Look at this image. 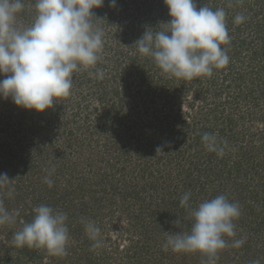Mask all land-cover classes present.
<instances>
[{
	"label": "rangeland",
	"instance_id": "1",
	"mask_svg": "<svg viewBox=\"0 0 264 264\" xmlns=\"http://www.w3.org/2000/svg\"><path fill=\"white\" fill-rule=\"evenodd\" d=\"M126 1L131 5L130 20L117 9L110 26L101 20L105 36L100 59L94 67L73 73L68 97L42 113L17 107L11 97H0V143L12 134L8 142L15 150V141L27 143V130L38 122L41 148L54 152V162L66 180L84 178L88 183L85 192L76 194L89 214L77 212L76 221H98L100 247H93L95 241L87 234L77 235L73 243L81 252L69 256L76 264H88L85 259L90 256L84 255L88 252L93 254L89 258L93 264H202L207 257L200 262L193 253L165 248L168 221L156 223L161 211H169L168 204L185 192H191L192 207L227 193L229 201L240 206L238 219L244 224L234 221L240 237L244 238L249 228L255 231L259 224V230L249 237L256 251H264V0H196L197 8H224L231 41L222 45L229 64L214 68L211 77L192 80L164 74L133 45L146 27L155 29L170 20L163 0ZM23 2L30 18L25 19L21 12L19 22L28 25L36 15V0ZM237 14L246 17L239 25L234 23ZM98 69L103 70V79L95 75ZM4 78L0 75V80ZM195 131L217 134L225 145L223 156L209 152L202 137L196 140ZM158 146L164 154H156ZM27 151L31 156L32 148ZM12 162L17 164L18 159ZM221 170L231 171L229 180ZM36 177L25 180L24 188L29 181L42 185L48 174ZM58 177L61 187L65 179ZM136 192L139 200L135 201L129 194ZM23 203L19 208L24 209ZM25 203L28 209L36 207L32 199ZM75 208L81 211V206ZM178 217L183 219L182 230H190L188 211L187 216ZM222 251L233 252L235 258L230 261L232 254H226L216 264H244L242 251L230 247ZM260 257L259 264H264V253Z\"/></svg>",
	"mask_w": 264,
	"mask_h": 264
},
{
	"label": "clouds",
	"instance_id": "2",
	"mask_svg": "<svg viewBox=\"0 0 264 264\" xmlns=\"http://www.w3.org/2000/svg\"><path fill=\"white\" fill-rule=\"evenodd\" d=\"M170 20L155 29L146 27L133 45L140 55L151 58L170 77L192 80L211 77L213 69H222L230 58L222 45L231 41L224 8L213 10L207 5L197 8L196 0H163ZM105 0H36V15L31 24L19 22L23 0H0V97H11L17 107L42 113L61 98L68 97L73 87V73L94 67L104 46L103 18L95 9ZM117 0H109L115 8ZM246 17L237 14L239 25ZM163 25L162 28L159 26ZM123 46V45H122ZM126 47V46H124ZM104 78L102 69L95 73ZM202 142L209 152L223 156L225 145L217 134L204 133ZM164 154L158 146L156 154ZM14 180L0 173V193L12 196ZM46 184L53 181L45 177ZM191 192H185L180 206L188 210L191 227L188 231L165 232V248L175 252L200 253L204 264H216L218 253L227 247L239 248L245 242L237 239L234 221L241 215L238 203L225 195L204 200L196 207L190 203ZM33 219L24 223L13 236L17 247L46 248L50 255L66 256L69 241L67 215L41 204L33 209ZM19 210L9 211L0 200V226L15 224ZM85 232L100 247L101 230L91 220L83 219ZM175 225L183 228L180 220ZM231 239V244L229 240ZM259 264V262H254Z\"/></svg>",
	"mask_w": 264,
	"mask_h": 264
},
{
	"label": "trees",
	"instance_id": "3",
	"mask_svg": "<svg viewBox=\"0 0 264 264\" xmlns=\"http://www.w3.org/2000/svg\"><path fill=\"white\" fill-rule=\"evenodd\" d=\"M132 1V0H131ZM133 2H137L136 0H133ZM146 7H150L149 4H143ZM129 6L126 0H117V4L115 8L109 7V0H105L104 5L99 8L95 9V13L97 17L103 18L104 22L106 23L107 27L110 26L111 23V18L112 15H114L115 9L119 10L121 14L124 15L126 20H130V14L128 13ZM137 7L134 5V9ZM138 10V9H137ZM152 10V9H151ZM23 12V17L25 19L30 18L29 12L24 9L22 10ZM29 22V20H27ZM101 21H99L100 23ZM30 23V22H29ZM32 23V22H31ZM125 29L127 30L129 28V23L125 21ZM110 29V28H108ZM261 35V34H260ZM12 101V100H10ZM1 104H5L4 101H2ZM25 112L22 111L20 114V117H24ZM176 119V118H175ZM173 120L175 122L176 120ZM180 124V123H179ZM185 124V123H183ZM41 128L40 123L35 122L33 127L30 128V130H27V133L25 135V138L27 140V143H22L21 141L17 140L15 141V146L16 149L13 150V147L10 146L11 143H9L11 139H13L12 134H10V138L6 142L0 143V158L2 157V162L0 163V173L3 171H6L9 178L14 180L12 187H14L15 191L13 195L11 196V199L8 198V195L5 192L0 193V200H3L4 206L9 210L13 211L12 208L16 207L17 210H19V216L17 217V221L15 224H5L0 226V264H60V259H63V263L65 264L69 260V256H76V252H78V248L76 245H74L73 241L75 237L79 234H87L84 230V226L81 225L82 222L76 221L78 218L77 212L81 214H89V211H85L87 207L82 206V201H78L79 195L76 193L78 192H85V188L88 186V183H86V180L84 178H79L78 180L74 177H70L69 180L63 176V174L60 172L58 163L54 162L55 160V155L54 152L50 151L48 148L44 149L41 148L42 142H43V137L41 136V133H39V130ZM20 131V130H19ZM196 134V140H201L203 133H198L195 131ZM184 136V135H183ZM200 136V137H199ZM48 143V142H47ZM22 144V145H21ZM40 145V147L38 146ZM50 146V142H49ZM32 148V153L30 156V151L28 152L27 150ZM59 157L62 159L63 154L59 153ZM18 159L17 164H13L12 160L13 159ZM38 162H37V161ZM36 161V164L34 162ZM50 163V165H48ZM37 166V167H36ZM234 167V166H233ZM54 169V170H53ZM47 170V171H46ZM229 170V169H227ZM61 175L63 177L60 178L64 181L65 183L62 184L63 186L60 187V180L58 177ZM48 174V177L53 181V184L51 187L48 186V184L43 183H38V187L33 185L30 181L27 184V187L24 188V185L26 184L25 180H27L29 177H35L36 178H41L42 173ZM225 173L226 179H230L231 177V171H224L221 170L220 174ZM74 178V180H71ZM33 181V180H32ZM78 181V182H76ZM99 183L103 182L102 178L98 179ZM33 186H35L33 188ZM49 187V190H46V188ZM45 188V189H44ZM31 190V191H30ZM225 190V189H224ZM95 192V191H94ZM215 192V191H214ZM96 193V192H95ZM208 193V192H207ZM206 193V194H207ZM122 194V193H121ZM124 195H128V192L125 190L123 192ZM122 194V195H123ZM46 195V196H45ZM68 195H71V200L68 199ZM224 195L226 197H229L227 193L224 192ZM129 196H132L133 200H139L138 193L134 194H129ZM183 195H178L175 199L172 200L170 204H168L167 208L169 211H161L160 215V220H156V223H161L163 224L164 220L168 221V225H165L168 230H170V233H175L176 229L175 226V220L179 219L178 215L181 216H187V209L182 208L180 206V199ZM84 196H81L80 200ZM193 197V196H192ZM63 198H65V201H63ZM33 200L34 206L38 207L41 204L48 205L52 207L53 209H62V212L66 213L67 215V226L69 229V241L67 244V255L66 256H54L50 255L49 252L47 251L46 248H35V247H29V246H24V247H17L13 243V236L14 234L21 230L23 227L24 223L31 222L34 216L33 209H28L27 203H25L28 200ZM192 199V198H190ZM144 200V199H143ZM24 202V203H23ZM21 203H23L24 209L19 208L21 207ZM165 204V203H164ZM81 206L80 210L81 211H76L75 207ZM105 206V205H104ZM166 206V205H165ZM35 207V208H36ZM92 212V211H91ZM142 212V211H141ZM257 217V215H256ZM163 220V221H162ZM183 219H180L182 221ZM76 221V222H75ZM161 221V222H159ZM238 222L240 225H243L244 220H239ZM264 220L262 221V223ZM72 223H75L78 226H73ZM97 224L98 221H95ZM240 225H238L240 227ZM73 226V227H72ZM170 226H173V229H170ZM238 228L237 226H235ZM179 228V227H177ZM260 228V225L258 224L255 231L251 232V229L249 228L247 232L244 231V238L245 239L243 245L239 247V249L236 248V250L242 251L245 257V262L244 264H254V262H259L262 263L261 261V253H264V251H256L255 247L252 246V240H250V235H253L254 232L258 231ZM188 228H185L184 230H187ZM144 230V229H143ZM148 231V229H146ZM182 229L180 228V231ZM243 232V231H242ZM137 233V232H136ZM144 233V231H143ZM142 233V236H144ZM162 233V231L158 230V234ZM237 239H241V233L237 231L236 229ZM85 239H87V235L84 236ZM229 240V244H231V239L227 238ZM232 249H235L233 247H230ZM81 252V251H79ZM226 254H232L230 255V261L234 260L235 255L234 253H227V251H220L218 253V258L225 257ZM85 256L92 258L93 254L90 252L85 253ZM194 259L199 260L200 262H203L202 260L206 257L202 254H197V255H192ZM87 258L85 259L86 261L88 260V264H93L90 259ZM47 259V260H46ZM57 263H54V262ZM197 261V262H199ZM61 263V264H63ZM71 264H76V260L71 261ZM204 264V262L202 263ZM226 264H229L227 261Z\"/></svg>",
	"mask_w": 264,
	"mask_h": 264
}]
</instances>
